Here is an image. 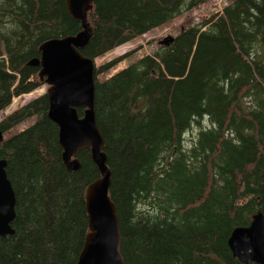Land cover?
<instances>
[{
    "label": "trees",
    "instance_id": "trees-1",
    "mask_svg": "<svg viewBox=\"0 0 264 264\" xmlns=\"http://www.w3.org/2000/svg\"><path fill=\"white\" fill-rule=\"evenodd\" d=\"M209 1L94 0L79 50L96 61ZM81 30L66 0H0V113L45 83L29 64L40 46ZM138 51L95 69L126 264H245L228 240L264 214V0H231L109 74ZM48 110L45 93L0 120L4 135L16 129L0 146L16 193L0 264H76L89 232L86 188L100 171L90 148L79 170L66 168Z\"/></svg>",
    "mask_w": 264,
    "mask_h": 264
},
{
    "label": "water",
    "instance_id": "water-1",
    "mask_svg": "<svg viewBox=\"0 0 264 264\" xmlns=\"http://www.w3.org/2000/svg\"><path fill=\"white\" fill-rule=\"evenodd\" d=\"M72 17L82 23L77 35L46 40L41 57L30 61L40 66L39 76L49 85L48 116L59 126V142L63 148V163L69 171L81 168L80 150L90 148L100 177L86 188V209L89 232L76 264H126L121 249L122 234L117 207L110 196L112 171L104 150L105 139L95 113L96 63L84 56V48L93 36L88 11L94 0H66ZM172 35L160 40L168 45ZM78 108L84 109L79 115ZM4 133L0 129V146ZM7 160L0 159V236L12 235L16 217V193L6 171ZM234 257L248 264H264V214L257 212L249 226L235 228L228 240Z\"/></svg>",
    "mask_w": 264,
    "mask_h": 264
},
{
    "label": "rangeland",
    "instance_id": "rangeland-1",
    "mask_svg": "<svg viewBox=\"0 0 264 264\" xmlns=\"http://www.w3.org/2000/svg\"><path fill=\"white\" fill-rule=\"evenodd\" d=\"M230 1L231 0H219L218 2H216V0H211V1L203 4L201 7L197 8L193 11H190L189 13H187L181 17L174 19L170 23H168L162 27L156 28V29L152 30L151 32H149L148 34L140 36L131 42H128V43H125V44L119 46L114 51L106 54L107 56L101 57L97 63L99 65L104 64L119 54H123V53L129 52L133 49L139 48V51L137 53H135L133 56L127 58L126 60L122 61L117 66H115L109 72V74L112 75V74L120 71L121 69L125 68L129 64L133 63L134 61H136L141 56H143L145 54H152L155 50H157L159 48V46H160L159 42L165 36L172 35L173 37H176L180 33V31L184 25L189 26V25H195V24L200 23L204 17L209 16V15L217 12L218 10L222 9L224 6H226L228 3H230ZM139 46H141V47H139ZM101 78L104 79V77H101ZM48 87H49V85H47L46 83H43L40 87H38L39 89L37 91H35L34 94H29V95H27L28 97L21 95V98L19 100H17L16 103L12 102V104L9 107L4 109L0 113V120L3 118V116L8 114L12 108H14L16 106L23 105L25 103H28L32 99H35L36 97L43 95L47 91ZM14 99L15 98H13V101H14ZM25 126H26V124L17 127V131L21 130ZM14 131H16V129H14L13 131L8 132L6 135H4V139H5V137H8L12 133H14ZM197 131H198V129H195V132H197ZM190 135H191L190 133L187 135V139H188L187 145L188 146H191V142L189 140L191 138V137H189Z\"/></svg>",
    "mask_w": 264,
    "mask_h": 264
},
{
    "label": "bare ground",
    "instance_id": "bare-ground-1",
    "mask_svg": "<svg viewBox=\"0 0 264 264\" xmlns=\"http://www.w3.org/2000/svg\"><path fill=\"white\" fill-rule=\"evenodd\" d=\"M92 8H93V7H92ZM92 8H91V9H92ZM147 34H148V33H147Z\"/></svg>",
    "mask_w": 264,
    "mask_h": 264
}]
</instances>
